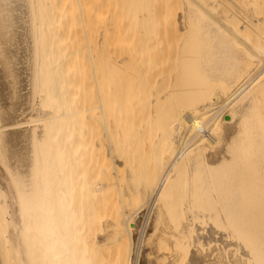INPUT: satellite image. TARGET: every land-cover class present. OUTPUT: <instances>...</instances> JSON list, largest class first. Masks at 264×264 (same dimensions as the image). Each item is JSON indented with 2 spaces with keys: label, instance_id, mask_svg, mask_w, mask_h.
Wrapping results in <instances>:
<instances>
[{
  "label": "bare ground",
  "instance_id": "1",
  "mask_svg": "<svg viewBox=\"0 0 264 264\" xmlns=\"http://www.w3.org/2000/svg\"><path fill=\"white\" fill-rule=\"evenodd\" d=\"M140 1L127 3L135 52H147L153 65L178 33L172 83L162 93L146 85L140 100L149 136L143 180L133 147L125 148L132 135L119 88L108 80L120 125L110 128V150L128 157L131 188L147 194L142 218L152 237L137 264L151 262L158 238L167 244L166 264H264V0H174L176 10L164 0L171 35L165 14L155 25ZM59 32L53 0H0V264H103L96 254L109 236L124 242L109 264H130L146 201L137 194L118 217L91 200L97 167ZM107 66L113 75L115 64ZM135 66L137 79L147 75ZM107 219L112 230L95 234Z\"/></svg>",
  "mask_w": 264,
  "mask_h": 264
},
{
  "label": "rangeland",
  "instance_id": "2",
  "mask_svg": "<svg viewBox=\"0 0 264 264\" xmlns=\"http://www.w3.org/2000/svg\"><path fill=\"white\" fill-rule=\"evenodd\" d=\"M141 1L143 2V0ZM141 1L140 4L149 6V13L156 17L154 20L155 25L161 26L159 24L165 19L164 24L166 23L165 25H168V32L167 29H164V31L167 33L172 32L174 19L167 18L169 12H162L164 11L162 10L164 9L162 8V6L164 7L163 3L167 0H145L143 3ZM170 1L175 3L171 5V9L173 8L176 10V0ZM130 2L131 0H53L60 30V45L65 53L64 62L69 79L70 94H72L74 107L80 112V117H82L83 126L85 127H82L83 131L85 130L84 138L89 141L93 149V163H95L97 167L96 178L98 181L96 184V191L93 193V198L91 200L101 213H105L107 216L118 217H120L124 210L128 211L130 210L129 208L134 207L133 204L138 193L131 188L127 177L126 160L128 157H126V159L124 154H122L124 156H118L112 153L109 147L110 143L116 142L113 139V131L111 132L110 128H118L120 125H117L116 121L119 112L114 108L112 104L113 101L109 96L108 80L110 79L111 83L119 88L120 94H117L118 99L123 104L122 109L124 112H122L127 119L124 124V126H126L125 130L127 129L128 133L130 132L132 135L129 138V143H126L128 146H125V148L131 149L133 147V155L129 157L133 159L132 161L136 166L139 178L143 180L149 166V154L147 149L149 136L147 133L148 130L141 127L144 122L143 118L147 113V109H145L147 107L145 106L144 108L140 100L141 97L147 96V94H145L148 90L145 88L146 85L148 88L150 87L162 93L166 91L168 83H172L169 81L171 77H169L170 79L168 82L166 81V77L170 75L173 77L175 74V61L174 58L172 59L173 56L170 58V54H172V46L175 45H172V43L177 42L174 36L178 33L176 29H173L175 30L174 32H176L175 34L171 33L173 36L172 41L175 40L174 42L170 41L171 37L169 35L171 34L169 33V35H167L166 33V37H170V39H168L170 43L169 49H167L168 52L166 53L167 56L162 52L158 53V55L154 56L152 65L147 52H135L133 50L134 48H131V43L134 40L132 39L134 37L132 36V31L135 30V26L132 24L134 20L131 18L134 17V11L129 5ZM257 6L259 5L257 4ZM128 9L129 11H127ZM130 12H133L131 13L133 16L130 15ZM142 12H144V10L140 13ZM171 12L172 11H170V14ZM162 13L165 14H163L164 19L161 18ZM127 17H129V19ZM166 18L171 21H168ZM131 20H133L132 23ZM166 21H168V24ZM131 24L133 25L132 27L130 26L131 29H134L132 31L129 28ZM140 26L141 27L137 30L141 33L145 32L144 26ZM171 26L172 29L170 30ZM174 27H176V25H174ZM129 36H132V38H129ZM163 37L164 36L160 32L156 35V39L159 38L161 40ZM138 44L141 45V43ZM133 46L132 43V47ZM88 49L91 53L90 56L87 54ZM133 55L138 59L135 57L133 58ZM138 55H140V57H138ZM139 58L140 62H138ZM136 60L138 61L136 62ZM136 63L140 65H136ZM107 64H115V66L112 67L115 71L113 75H111V71ZM135 65L140 67L143 73L147 74L143 77L140 76L142 80L141 78L140 80L137 79L138 76L134 74ZM151 65L152 67H150ZM137 67L135 68L136 70H138ZM145 69L147 72H144ZM150 70H152L153 76ZM168 73L170 75H168ZM172 73L174 74L172 75ZM134 78L136 81H134ZM145 80L146 83L144 82ZM137 81L139 88L134 87L137 86V84H135ZM142 86L145 89L144 94H136L135 92L139 93V89L140 87L142 88ZM13 114H15V112H13ZM106 126L108 129H106ZM129 145L132 147L128 148ZM140 188L141 191H139L140 194L138 195L140 197L143 196L141 201H146L147 194L143 193L142 185ZM147 203L148 201L142 206L143 210L138 212V216L140 215L139 219L142 220V222L139 221V228H142L138 230L141 231V234L137 235V238L140 239H136L134 237L135 234L133 236L134 238L132 237L131 239L132 243L130 246L132 248V244H134V246L136 245V247H134L135 249L133 248V250L136 251H132L130 256L135 262L131 263L132 260L130 259V264L138 263L139 253L147 243L149 244L152 237V231L149 229V225H146L147 222L142 218V212L147 211ZM132 210L133 209H131V211ZM109 224L110 220L108 219L101 222L99 225L97 224V227L94 229L95 234L102 231L107 235V233L112 230ZM95 234L93 235L95 236ZM117 239L118 238L109 236V239L107 238L105 239L106 242L104 241V247L98 250L96 257L98 259H103V264L110 263L108 258L116 253V251L114 252L115 246H118L116 250H119V246L123 247V239ZM133 241L138 244H135ZM154 245L155 248L153 252L149 253L152 260L148 264H166L165 262L168 260L164 254H166L168 250L167 244L163 239L158 238ZM128 248L127 243V250ZM133 254H135V256ZM157 255L159 256L156 257Z\"/></svg>",
  "mask_w": 264,
  "mask_h": 264
}]
</instances>
